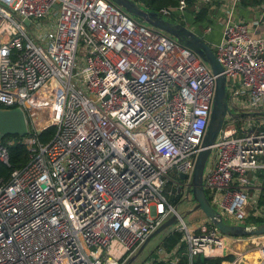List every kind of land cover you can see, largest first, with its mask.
Instances as JSON below:
<instances>
[{"label":"built area","instance_id":"built-area-1","mask_svg":"<svg viewBox=\"0 0 264 264\" xmlns=\"http://www.w3.org/2000/svg\"><path fill=\"white\" fill-rule=\"evenodd\" d=\"M187 9L178 0L157 12L180 23ZM258 9L251 24L234 22L230 9L212 48L231 112L202 183L215 212L234 225H244L249 210L264 219L256 175L264 170V35L256 33L264 3ZM152 28L110 0H0L1 108L29 112L49 82L60 92L52 123L28 125L20 141L26 165L0 180V264H126L173 216L179 243L159 246L143 264L219 258L236 239L207 220L199 232L187 226L173 204L190 197L216 77L193 51ZM51 126L53 136L41 141ZM12 143H0L7 167ZM258 237L264 264V234Z\"/></svg>","mask_w":264,"mask_h":264},{"label":"water","instance_id":"water-1","mask_svg":"<svg viewBox=\"0 0 264 264\" xmlns=\"http://www.w3.org/2000/svg\"><path fill=\"white\" fill-rule=\"evenodd\" d=\"M110 1L123 9L132 18L140 19L149 26L168 34L176 39L178 43L193 51L209 66L212 74L216 77L210 120L202 143L203 149L197 156L192 174L191 187L188 191L190 195L188 201L193 204V208L190 212L197 210L202 211L207 218V221H209L221 234L227 237L243 238L263 235L264 222L249 226L234 225L224 222L221 216L217 214L210 205L203 189V172L211 154V146L214 144L219 131L221 130L226 114H230L231 112L228 106L226 77L222 74V67L216 60L212 47L183 24L167 21L157 11L138 5L133 0ZM27 134L28 121L24 111L20 108L0 107V139L5 136L24 137ZM181 178H184V176L181 175ZM176 223V217L173 216L161 224L148 236L143 245L139 248L137 254L126 264H131L152 238L164 230L176 225Z\"/></svg>","mask_w":264,"mask_h":264},{"label":"crops","instance_id":"crops-1","mask_svg":"<svg viewBox=\"0 0 264 264\" xmlns=\"http://www.w3.org/2000/svg\"><path fill=\"white\" fill-rule=\"evenodd\" d=\"M262 3H264V0H240L233 7L232 0H212L205 6L195 2L190 9H187L183 24L213 48L221 39L222 30L230 9H232V20L234 22L242 21L251 24L253 20L259 18L258 6ZM203 10L207 11L206 18L201 22H197L196 18ZM208 25L211 29L206 32L205 28ZM256 33L264 35V17L260 21ZM258 246L259 242L256 237L236 238L226 242L224 255L233 256L231 262L233 264H258Z\"/></svg>","mask_w":264,"mask_h":264},{"label":"rangeland","instance_id":"rangeland-1","mask_svg":"<svg viewBox=\"0 0 264 264\" xmlns=\"http://www.w3.org/2000/svg\"><path fill=\"white\" fill-rule=\"evenodd\" d=\"M190 8L191 6H189V9ZM164 19L167 21L173 22L171 21L172 19H169V18H164ZM137 20L143 25L152 28L151 26H149L142 20L140 19H137ZM178 22L183 24L182 19H179ZM81 53H82V48H79L78 50L79 58H80ZM59 95H60V92L55 84L49 82L45 85V87L39 92V97H38L39 104L41 106L38 105L34 107V109L32 110L30 108L31 111L29 110V112L25 113L26 119L28 121V125L30 127H34V129L36 130H42L44 127L49 126L52 123V119L55 118V115L57 114V110L59 106ZM228 102L229 103L231 102L229 98H228ZM231 109L232 111L236 110L232 106H231ZM213 157L214 155L211 153L207 160L205 169L209 166L210 162L213 160ZM253 193H254L253 190L250 191L249 196L251 197ZM173 204L177 205L178 213L181 214V216L183 217V221L187 226H190L191 228L197 227V229H199L198 232L201 231L204 228V226H206L205 221L207 220V218L202 213V211L197 210L194 212H190L193 208V204H191L190 201L188 200L174 201ZM248 214L249 216L247 217V219L242 221L240 224L245 225V223L248 222L250 218L258 219L257 217H254L251 215V210H249ZM224 220L228 223H231V219L228 217H225ZM173 228L174 227L172 226L164 230L163 232H161L154 238H152L148 242L146 247L142 250V252L135 258V260L131 264H143L145 261L155 258V255H154L155 251L157 250L159 246L164 244L165 238L167 237V235L170 233V231ZM262 241H263V238L258 237L259 244L260 242L262 243Z\"/></svg>","mask_w":264,"mask_h":264},{"label":"trees","instance_id":"trees-1","mask_svg":"<svg viewBox=\"0 0 264 264\" xmlns=\"http://www.w3.org/2000/svg\"><path fill=\"white\" fill-rule=\"evenodd\" d=\"M178 0H141V6H144L150 10L157 11L159 8L163 6H175ZM188 9L189 6H193L196 0H186ZM207 11L203 10L201 13L198 14L196 21L201 22L206 18ZM1 107V106H0ZM55 132L54 127H48L45 130L41 131L39 135V139L43 142H47L51 136H53ZM22 137L19 136H5L4 138L0 139V143H7L8 141L12 140L13 143L8 146L9 156H10V167L0 163V180L6 181L10 173L15 170L22 168L26 165L28 161V154L26 148L22 143H20ZM257 178L260 183L261 192L258 198V204L260 206H264V170H260L256 172ZM264 219H254L250 218L245 225H255L263 223ZM180 241V234L178 233H170L167 235L164 241V246L167 250H171L177 243ZM184 245L182 244V248ZM233 256L224 255L219 258L215 259H206L202 256L196 257L193 259L192 264H228L232 262Z\"/></svg>","mask_w":264,"mask_h":264}]
</instances>
